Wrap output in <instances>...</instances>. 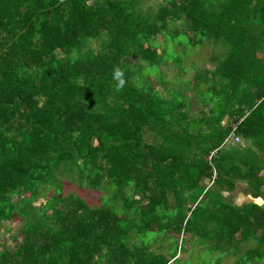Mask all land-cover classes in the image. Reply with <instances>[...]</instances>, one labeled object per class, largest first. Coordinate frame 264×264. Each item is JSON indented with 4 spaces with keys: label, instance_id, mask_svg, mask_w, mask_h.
Listing matches in <instances>:
<instances>
[{
    "label": "trees",
    "instance_id": "trees-1",
    "mask_svg": "<svg viewBox=\"0 0 264 264\" xmlns=\"http://www.w3.org/2000/svg\"><path fill=\"white\" fill-rule=\"evenodd\" d=\"M155 1L0 0V264H264V0ZM169 42L224 46L206 98L155 90Z\"/></svg>",
    "mask_w": 264,
    "mask_h": 264
},
{
    "label": "rangeland",
    "instance_id": "rangeland-1",
    "mask_svg": "<svg viewBox=\"0 0 264 264\" xmlns=\"http://www.w3.org/2000/svg\"><path fill=\"white\" fill-rule=\"evenodd\" d=\"M156 4L157 2L155 0H142L141 8L155 10ZM181 24L182 23H179L177 25L182 27ZM182 40L184 42L185 38L182 36L179 37V41ZM177 43L175 42V45H172L169 42V44H167L164 49L160 50V52H164V57L170 60L169 64L157 68L159 71H153L149 67H145L142 70L143 75L145 73L151 74L153 71L154 75H152L150 80H154V77H156L158 81L161 80V83L155 85L154 87L155 90L162 94H165L164 89L168 87V91H174V94L176 93V90H181L182 92L186 90L187 97L193 95L192 97H194V99L196 100H198L200 96L206 98L207 92L205 90L207 89V87L205 85H201L198 91L195 92V88H193V85L190 84L188 81L191 80L192 77H194L196 70L201 71L204 70V68L212 70L215 61H212L213 59L211 58V56L215 55L217 58H219V60H221L226 53L224 46L221 43L216 45L211 42H204L202 45H198L196 47H189L188 45L183 43L181 46H177ZM98 44V41H91L89 47L98 48ZM180 96L182 97V93H180ZM183 98L186 99L184 95ZM196 110L197 109L194 108V111ZM144 136L146 141L148 142H152L154 137H156L152 132L148 131L147 129L144 132ZM237 187V192L230 194L224 193L226 200L237 205H242L246 202H249V187L247 188L244 183H238ZM69 193H72L73 195L83 199L92 207H99L106 197L105 193L103 192L87 190L80 191L77 190L75 186H72V184L69 185L68 183H65L62 188V195H66ZM50 194L51 190L45 193V195ZM41 203H44V199L40 198L38 201L33 203V206H39L41 205ZM17 229H19L18 221L0 223V249L2 248V246L8 247L9 249L13 247L15 242L10 239V235L17 234ZM251 246L252 244L250 243L244 244L241 246V251H244L247 247ZM190 248L191 247L186 248L188 249V252H178V259H187L190 255L194 256L200 253L203 255L204 252L210 254L206 246H198L194 244L192 248ZM222 253L223 252H213V254L211 255L212 259H219V256L220 254L222 255ZM191 260H193V258H191ZM234 261V256H223L220 259V264H234Z\"/></svg>",
    "mask_w": 264,
    "mask_h": 264
},
{
    "label": "clouds",
    "instance_id": "clouds-1",
    "mask_svg": "<svg viewBox=\"0 0 264 264\" xmlns=\"http://www.w3.org/2000/svg\"><path fill=\"white\" fill-rule=\"evenodd\" d=\"M114 78L118 81L117 87L122 88L125 84V80L123 78V72L120 69L115 71Z\"/></svg>",
    "mask_w": 264,
    "mask_h": 264
},
{
    "label": "crops",
    "instance_id": "crops-1",
    "mask_svg": "<svg viewBox=\"0 0 264 264\" xmlns=\"http://www.w3.org/2000/svg\"><path fill=\"white\" fill-rule=\"evenodd\" d=\"M225 120H226V118H225ZM225 122V121H224ZM237 190H238V187L236 186V189L232 192V193H234V192H237ZM228 194H230V193H228ZM249 198H250V201L249 202H252L253 200H252V198H251V196H250V194H249ZM228 202H230V201H228ZM257 204H259V205H262V201L261 200H256L255 201ZM247 203V202H246ZM233 204V203H232Z\"/></svg>",
    "mask_w": 264,
    "mask_h": 264
},
{
    "label": "built area",
    "instance_id": "built-area-1",
    "mask_svg": "<svg viewBox=\"0 0 264 264\" xmlns=\"http://www.w3.org/2000/svg\"><path fill=\"white\" fill-rule=\"evenodd\" d=\"M233 142L238 143L240 142V139L238 137H233Z\"/></svg>",
    "mask_w": 264,
    "mask_h": 264
}]
</instances>
